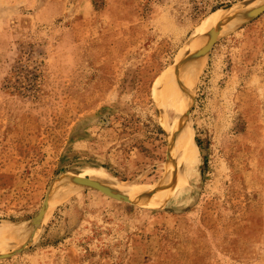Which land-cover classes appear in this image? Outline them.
I'll return each mask as SVG.
<instances>
[{
	"label": "rangeland",
	"instance_id": "obj_1",
	"mask_svg": "<svg viewBox=\"0 0 264 264\" xmlns=\"http://www.w3.org/2000/svg\"><path fill=\"white\" fill-rule=\"evenodd\" d=\"M0 264H264V0H0Z\"/></svg>",
	"mask_w": 264,
	"mask_h": 264
},
{
	"label": "bare ground",
	"instance_id": "obj_2",
	"mask_svg": "<svg viewBox=\"0 0 264 264\" xmlns=\"http://www.w3.org/2000/svg\"><path fill=\"white\" fill-rule=\"evenodd\" d=\"M214 14V13H213ZM217 20L218 19V17H216V16H214V17H211L208 21H210V22H216V21H214V20ZM210 22H208L207 24L209 25L210 24ZM206 24V25H207ZM189 51V50H188ZM184 52V51H183ZM190 53H191V51H189ZM188 52V53H189ZM195 52V51H194ZM189 53V54H190ZM182 52H181V56H182ZM180 56V57H181ZM185 56V55H184ZM179 57V58H180ZM183 57V56H182ZM181 57V58H182ZM180 58V59H181ZM180 78V77H179ZM182 78V77H181ZM176 79V78H175ZM184 79V78H183ZM179 80V79H178ZM182 80V79H181ZM178 82V81H177ZM179 82H180V80H179ZM184 82V81H183ZM167 84H165V85H163V87H162V90L160 89V87H159V90H161V92H160V101H161V106H163V107H166V109H178V110H176V112L177 111H179L180 110V108H181V105H180V102H179V92H178V90H176V88L174 87V86H172V81H170V82H166ZM177 84V83H176ZM185 86V85H184ZM183 86V87H184ZM186 87V86H185ZM184 87V88H185ZM186 89V88H185ZM182 91V90H181ZM183 94V93H182ZM164 109V108H163ZM179 113V112H178ZM178 113H177V116H178ZM176 116V115H175ZM181 117V116H180ZM183 117V116H182ZM174 119V118H173ZM178 120V119H177ZM176 120V121H177ZM179 120H180V118H179ZM184 121V119L182 120V122H181V124L182 123H184L183 122ZM179 123V122H178ZM178 123H176V125L178 124ZM180 124V123H179ZM185 124V123H184ZM183 124V125H184ZM187 124V123H186ZM185 124V125H186ZM183 125H182V127H183ZM184 125V126H185ZM179 125H177V127H178ZM175 128V127H174ZM183 128H185L186 129V127H183ZM183 128H182V130H183ZM181 128H179V130H180ZM177 130H178V128H177ZM187 130V129H186ZM183 133H185V132H183ZM183 133H180L181 135V137H182V134ZM180 136H177L176 135V137H180ZM184 137V136H183ZM181 139V138H180ZM183 147V146H182ZM183 149V148H182ZM187 150L189 151L190 149H189V147L187 146ZM187 152V151H186ZM192 159V158H191ZM108 176V175H107ZM107 176L105 175V174H99L94 180L96 181V182H98V184H99V182H101V183H103V182H105V179H107ZM174 177V176H173ZM174 179H175V177H174ZM178 179V178H177ZM95 182V183H96ZM106 184H107V182H106ZM118 187V190L119 189H121L122 190V187H120V186H117ZM25 231V230H24ZM23 231V232H24ZM27 232V231H26ZM16 235V234H15ZM25 235V234H24ZM24 235H23V238H24ZM14 236V235H13ZM13 236H12V238H13ZM16 236H18V234L16 235ZM19 236H21V235H19ZM14 238H15V236H14ZM24 239H22V241H23ZM12 241V240H11ZM12 243V242H11ZM10 243V244H11ZM10 244H9V246H10ZM13 244V243H12ZM17 244H18V242H17ZM13 245H15V244H13ZM4 247V246H3ZM5 248H7V247H5ZM4 248V249H5ZM2 250V249H1Z\"/></svg>",
	"mask_w": 264,
	"mask_h": 264
},
{
	"label": "water",
	"instance_id": "obj_3",
	"mask_svg": "<svg viewBox=\"0 0 264 264\" xmlns=\"http://www.w3.org/2000/svg\"><path fill=\"white\" fill-rule=\"evenodd\" d=\"M90 186L98 191H103V188L97 185L96 183H91Z\"/></svg>",
	"mask_w": 264,
	"mask_h": 264
}]
</instances>
